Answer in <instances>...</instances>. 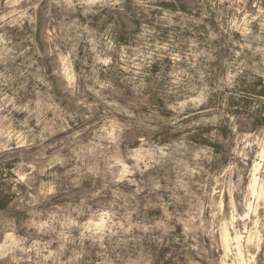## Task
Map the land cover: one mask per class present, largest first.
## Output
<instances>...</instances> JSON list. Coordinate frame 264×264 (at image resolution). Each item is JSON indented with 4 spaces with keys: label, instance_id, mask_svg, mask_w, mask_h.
I'll return each instance as SVG.
<instances>
[{
    "label": "rangeland",
    "instance_id": "rangeland-1",
    "mask_svg": "<svg viewBox=\"0 0 264 264\" xmlns=\"http://www.w3.org/2000/svg\"><path fill=\"white\" fill-rule=\"evenodd\" d=\"M0 264H264V0H0Z\"/></svg>",
    "mask_w": 264,
    "mask_h": 264
},
{
    "label": "bare ground",
    "instance_id": "bare-ground-1",
    "mask_svg": "<svg viewBox=\"0 0 264 264\" xmlns=\"http://www.w3.org/2000/svg\"><path fill=\"white\" fill-rule=\"evenodd\" d=\"M255 183H257V179H255L254 185H255ZM224 240H225L226 243H228L230 241V235L228 233H226L224 235Z\"/></svg>",
    "mask_w": 264,
    "mask_h": 264
}]
</instances>
